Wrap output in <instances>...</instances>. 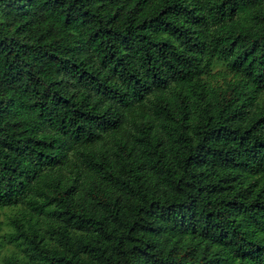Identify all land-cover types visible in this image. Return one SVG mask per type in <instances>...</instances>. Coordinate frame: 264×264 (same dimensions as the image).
I'll use <instances>...</instances> for the list:
<instances>
[{"label": "trees", "instance_id": "obj_1", "mask_svg": "<svg viewBox=\"0 0 264 264\" xmlns=\"http://www.w3.org/2000/svg\"><path fill=\"white\" fill-rule=\"evenodd\" d=\"M0 264H264V0H0Z\"/></svg>", "mask_w": 264, "mask_h": 264}]
</instances>
